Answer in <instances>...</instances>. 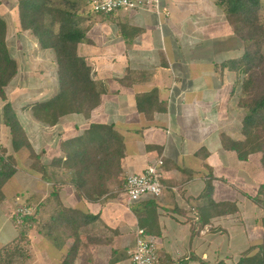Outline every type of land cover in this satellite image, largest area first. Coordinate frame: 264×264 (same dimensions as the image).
<instances>
[{
	"label": "crops",
	"instance_id": "obj_1",
	"mask_svg": "<svg viewBox=\"0 0 264 264\" xmlns=\"http://www.w3.org/2000/svg\"><path fill=\"white\" fill-rule=\"evenodd\" d=\"M158 2V11H118L105 16L91 12L88 5L94 22L79 45V53L105 87L101 104L89 115L70 113L48 125L34 117L32 104L20 113L11 102L41 164L48 169L45 177L31 167L27 148L13 149L3 103L0 125L8 139L4 143L0 136V148H6L16 161L17 155L27 150V167L38 174H23L18 169L3 188L5 199L0 200L7 207L15 196H21L24 206L37 214L40 226L37 231L30 230V257L24 264H64L67 259L74 243L71 231L60 225L50 227L58 200L100 220L81 228L80 249L72 264H132L129 251L138 228L155 237L159 264H174L192 254L212 263L225 260L234 264L244 251L263 241L264 210L252 199L264 185L262 153L241 160L235 151L224 148L221 139L222 133L242 138L234 136L232 96L234 73L236 81L241 70L236 72L222 63L242 55H234L235 38L244 50L245 43L234 33L217 0ZM120 24L127 28L122 30ZM35 39L40 49L54 53L41 48ZM57 84L49 97L59 91L58 76ZM153 89L158 90L166 111H139L136 95ZM239 110L242 126L245 111ZM94 123L114 125L123 136L122 177L144 172L151 162L163 158L164 190L159 196L147 195L129 204L124 186L113 183L110 192L92 200L69 180L70 172L54 165L65 156L63 142L82 136ZM223 201H236L240 211L211 216L193 235L198 212ZM246 203H251L247 210ZM17 235L18 231L10 241ZM234 256H238L235 262Z\"/></svg>",
	"mask_w": 264,
	"mask_h": 264
},
{
	"label": "trees",
	"instance_id": "obj_2",
	"mask_svg": "<svg viewBox=\"0 0 264 264\" xmlns=\"http://www.w3.org/2000/svg\"><path fill=\"white\" fill-rule=\"evenodd\" d=\"M222 7L234 33L245 43L244 53L237 59L227 60L223 67L239 72L244 69L242 95L239 105L244 109L242 135L235 139L222 133L224 148L233 150L239 159L247 160L252 153H262L264 165V86L260 82V73L264 72V4L262 0H217ZM111 13H100L105 16ZM18 15L22 30L31 32L39 41L41 48L51 49L55 53L59 91L47 100L31 105L32 114L39 121L53 125L70 113L89 115L98 107L105 92L104 82L93 75L92 66L79 53V45L87 39V31L94 20L86 27L82 25L79 8L69 0H18ZM122 30L127 26L120 24ZM134 32L139 30L133 29ZM8 24L0 15V98L5 102L3 119L9 127L12 146L15 151L27 148L32 157L31 167L44 175L47 168L40 161V154L34 150L18 114L9 101L7 87L19 72V62L12 55L7 41ZM258 69V71L256 70ZM262 85V86H261ZM139 111L152 114L166 111V104L160 103L158 90L142 92L136 95ZM65 158L55 160V166L64 173L70 172L69 180L87 198L99 199L110 192V184L124 186L122 177V158L125 154L124 138L114 125L104 123L91 124L80 137L63 142ZM6 148H0V200L5 199L4 186L17 172V161L13 155H7ZM212 190L211 182L207 184ZM263 189V190H262ZM58 198V191L53 192ZM253 201L264 210V185L260 186ZM240 211L236 201L211 203L198 212L195 235L209 222L211 216L229 215ZM56 216L50 223L51 229L58 225L68 228L74 239L64 264H72L80 249L81 228L91 221H100L98 216H88L73 208L65 207L58 200ZM13 224L18 235L0 247V264H19L28 260L30 252V230L38 223L36 212L32 215L17 212ZM264 225V217L262 219ZM196 228H198L196 230ZM174 264H229L225 260L209 262L196 255ZM234 264H264V239L244 251Z\"/></svg>",
	"mask_w": 264,
	"mask_h": 264
},
{
	"label": "rangeland",
	"instance_id": "obj_3",
	"mask_svg": "<svg viewBox=\"0 0 264 264\" xmlns=\"http://www.w3.org/2000/svg\"><path fill=\"white\" fill-rule=\"evenodd\" d=\"M69 1L73 2L76 7L78 5L82 25L86 27L90 24L93 20V15L89 12L87 0ZM262 3L264 4V0H262ZM0 15L5 18L8 23V43L13 55L19 62L20 70L16 78L7 87L8 98L9 101L15 103L18 111L23 113V111H26L28 103L33 104L37 101L47 100L50 95L54 94V86H58L55 54L52 51H44L40 49V47L35 45V36L31 32L22 30L18 15V0H0ZM234 48L237 49L236 51L241 50L237 53L234 51V55L243 54L244 45L242 42L237 41L236 38L234 39ZM216 66L217 68H220V64H217ZM256 70L258 71V69ZM239 74L241 75L239 76ZM239 74H237V79L235 81L236 74L234 73V92L232 94L234 99V136L243 137L242 126H240L239 107L241 106L239 105L238 107L237 104L242 95L241 87L243 77L245 76L244 69H241ZM259 76L260 82L264 86V72L260 73ZM111 78L116 77L113 76ZM3 103L4 101L0 98V115ZM0 136H2L4 143H7L8 133L3 126L0 128ZM27 156H29V152L27 150L20 152L17 155L18 169L23 174L28 172L38 175L27 167ZM30 158L32 159L31 156ZM5 203L6 202H0V243H7L16 235L17 230L13 225L12 219L18 212V209L21 206H24L21 196H15L12 202L8 203L7 207H5ZM250 204L251 203L245 204L246 210ZM39 226L40 225L38 223L33 228L34 231H37ZM237 258L238 256H234V262ZM25 262L26 260L19 264H24Z\"/></svg>",
	"mask_w": 264,
	"mask_h": 264
},
{
	"label": "built area",
	"instance_id": "obj_4",
	"mask_svg": "<svg viewBox=\"0 0 264 264\" xmlns=\"http://www.w3.org/2000/svg\"><path fill=\"white\" fill-rule=\"evenodd\" d=\"M91 12L114 13L118 11L150 12L159 10L158 0H87ZM162 157L151 162L141 173L129 174L125 177L124 192L129 204H135L147 195L159 196L164 190L162 182ZM18 212L26 215L34 214V209L21 206ZM132 264H159L160 254L158 243L145 229L138 228L136 242L129 251Z\"/></svg>",
	"mask_w": 264,
	"mask_h": 264
}]
</instances>
